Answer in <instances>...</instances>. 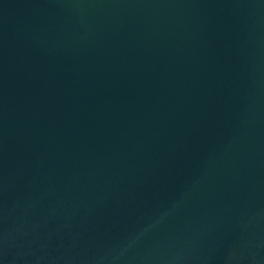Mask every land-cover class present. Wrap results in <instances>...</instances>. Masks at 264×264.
I'll return each mask as SVG.
<instances>
[{
	"label": "water",
	"instance_id": "water-1",
	"mask_svg": "<svg viewBox=\"0 0 264 264\" xmlns=\"http://www.w3.org/2000/svg\"><path fill=\"white\" fill-rule=\"evenodd\" d=\"M0 264H264V0H0Z\"/></svg>",
	"mask_w": 264,
	"mask_h": 264
}]
</instances>
